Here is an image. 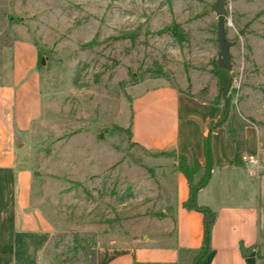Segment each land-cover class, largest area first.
Listing matches in <instances>:
<instances>
[{
    "label": "rangeland",
    "instance_id": "obj_1",
    "mask_svg": "<svg viewBox=\"0 0 264 264\" xmlns=\"http://www.w3.org/2000/svg\"><path fill=\"white\" fill-rule=\"evenodd\" d=\"M213 2L0 0V78L16 41H32L41 61L42 112L17 148L49 236L38 264H97L98 248L143 241L173 217L177 161L135 139L159 138L162 86L217 98ZM227 8L229 117L264 140V0Z\"/></svg>",
    "mask_w": 264,
    "mask_h": 264
},
{
    "label": "crops",
    "instance_id": "obj_2",
    "mask_svg": "<svg viewBox=\"0 0 264 264\" xmlns=\"http://www.w3.org/2000/svg\"><path fill=\"white\" fill-rule=\"evenodd\" d=\"M38 49L29 39L12 46L8 74L0 78V264H38L47 232L30 212V173L19 165L18 139L42 112ZM160 90L159 138L136 143L151 153L176 151L191 163L205 165L204 138L223 112L221 104L190 96L170 84ZM133 134V133H132ZM241 134L243 149L229 122L212 135L213 170L197 194V204L215 213L210 250L201 264H264V140L255 124ZM257 155L261 170L252 173L240 159ZM174 172L173 217L155 223L157 230L126 247H100L97 264H192L204 245V215L184 206L186 177ZM160 228V229H158Z\"/></svg>",
    "mask_w": 264,
    "mask_h": 264
},
{
    "label": "trees",
    "instance_id": "obj_3",
    "mask_svg": "<svg viewBox=\"0 0 264 264\" xmlns=\"http://www.w3.org/2000/svg\"><path fill=\"white\" fill-rule=\"evenodd\" d=\"M38 63L41 64L40 55H38ZM215 67L216 77L218 79L219 94L217 98L212 101V103L221 104L223 106V112L217 120L210 123L208 133L204 138V156L206 160L205 165H202L196 158H194L193 162L190 163L185 155L179 154L176 151H165L157 153L176 159L177 165L175 169L177 171H180L186 177L189 184V198L185 202L184 206L189 209L201 212L204 215V245L200 252L194 257L192 264H201L202 260L208 254L211 242V226L215 220V213L207 207L199 206L196 201L198 192L200 191V189L205 187L210 180L214 166L212 153V135L224 123L229 122L231 135L238 140L239 150L241 152L244 146V139L241 132L247 125L243 123L240 128L237 129L235 128L233 121L229 117L230 98H228V93L232 82L229 76L231 70L220 68L217 63H215ZM188 95L194 96L190 93H188ZM221 99L224 100L223 103L220 101ZM127 131L131 133L130 129H128ZM257 254L259 258L264 259V256H262L259 251L257 252Z\"/></svg>",
    "mask_w": 264,
    "mask_h": 264
},
{
    "label": "water",
    "instance_id": "obj_4",
    "mask_svg": "<svg viewBox=\"0 0 264 264\" xmlns=\"http://www.w3.org/2000/svg\"><path fill=\"white\" fill-rule=\"evenodd\" d=\"M211 11L215 13L217 18L219 54L216 63L220 68L232 70L231 48L234 46V42L228 39L227 26L229 25V11L227 8V0H214L211 5ZM42 63L44 64V60H42Z\"/></svg>",
    "mask_w": 264,
    "mask_h": 264
},
{
    "label": "built area",
    "instance_id": "obj_5",
    "mask_svg": "<svg viewBox=\"0 0 264 264\" xmlns=\"http://www.w3.org/2000/svg\"><path fill=\"white\" fill-rule=\"evenodd\" d=\"M240 159L247 167L252 168L253 174H257L261 170L260 159L257 155L243 154Z\"/></svg>",
    "mask_w": 264,
    "mask_h": 264
}]
</instances>
